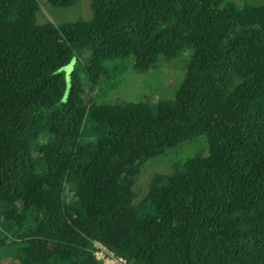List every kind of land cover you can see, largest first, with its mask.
Masks as SVG:
<instances>
[{"label": "trees", "instance_id": "obj_1", "mask_svg": "<svg viewBox=\"0 0 264 264\" xmlns=\"http://www.w3.org/2000/svg\"><path fill=\"white\" fill-rule=\"evenodd\" d=\"M0 0V264H264V0ZM186 47L177 88L96 102ZM72 64L69 70L64 67ZM204 135L156 171L142 164Z\"/></svg>", "mask_w": 264, "mask_h": 264}, {"label": "rangeland", "instance_id": "obj_2", "mask_svg": "<svg viewBox=\"0 0 264 264\" xmlns=\"http://www.w3.org/2000/svg\"><path fill=\"white\" fill-rule=\"evenodd\" d=\"M89 2L90 0H77L71 7L42 6L37 13V20L39 22L46 19L63 21L75 19L79 16L89 18L91 16ZM191 56L192 49L186 47L176 56L169 58L160 56L155 67L143 71L134 68L131 62H127L117 77L111 78V81H114L112 85L100 82L89 94L96 102L155 100L170 92L169 97H171L172 91L177 88ZM71 65L68 64L64 68L69 70ZM204 145H206L205 136L200 135L194 140L176 147L168 156L164 152L144 162L134 178L132 186L135 193L134 200L141 198L147 192L149 180L156 171L169 172L174 161L196 152L199 147ZM95 246L97 249L101 247L103 251L106 250L98 242H95ZM9 259L10 256L2 257L0 262H6Z\"/></svg>", "mask_w": 264, "mask_h": 264}, {"label": "built area", "instance_id": "obj_3", "mask_svg": "<svg viewBox=\"0 0 264 264\" xmlns=\"http://www.w3.org/2000/svg\"><path fill=\"white\" fill-rule=\"evenodd\" d=\"M105 248V247H104ZM103 251L101 247H99L96 251H94L95 257L102 260L103 264H130L123 257L117 256L115 257L112 251L108 250Z\"/></svg>", "mask_w": 264, "mask_h": 264}, {"label": "bare ground", "instance_id": "obj_4", "mask_svg": "<svg viewBox=\"0 0 264 264\" xmlns=\"http://www.w3.org/2000/svg\"><path fill=\"white\" fill-rule=\"evenodd\" d=\"M105 247V246H104ZM106 248V247H105ZM113 254V253H112ZM115 256V255H114ZM115 257H117V256H115ZM103 263V262H102Z\"/></svg>", "mask_w": 264, "mask_h": 264}]
</instances>
